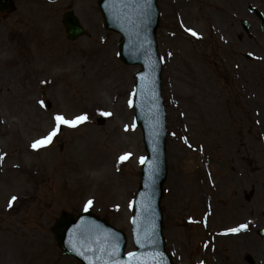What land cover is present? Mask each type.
I'll return each instance as SVG.
<instances>
[{"label":"rangeland","instance_id":"obj_1","mask_svg":"<svg viewBox=\"0 0 264 264\" xmlns=\"http://www.w3.org/2000/svg\"><path fill=\"white\" fill-rule=\"evenodd\" d=\"M96 1L14 0L0 15V264H79L50 227L62 212L85 211L89 200L87 210L130 239L145 154L129 106L138 68L118 61L120 37L103 30ZM157 3L166 251L173 264H248L246 255L264 264V240L255 234L264 228V34L247 10L264 15V0ZM67 7L87 31L73 42L61 26ZM57 114L88 119L33 149ZM241 224L248 225L241 233L227 231Z\"/></svg>","mask_w":264,"mask_h":264},{"label":"water","instance_id":"obj_2","mask_svg":"<svg viewBox=\"0 0 264 264\" xmlns=\"http://www.w3.org/2000/svg\"><path fill=\"white\" fill-rule=\"evenodd\" d=\"M97 6L103 18L105 30L119 34L118 58L124 65H140L135 72L134 90L135 121L141 127L144 149L147 156L141 168L138 191L133 200L132 243L136 248L140 264H171L164 251L161 237L162 186L165 180L164 158V111L160 99V70L157 58L155 30L158 10L155 0H98ZM11 8L10 0H0V13ZM261 21L264 19L250 8ZM62 24L67 38L74 40L84 34L79 21L71 12L63 15ZM246 30V24H242ZM135 220V224H133ZM55 241L66 254L72 255L81 264H127L128 255L123 256L125 236L108 223L97 219L89 212L74 218L63 213L52 227ZM154 234L156 243L149 244L145 236ZM259 234L264 237V231ZM144 243L141 247L137 243ZM115 250V251H114Z\"/></svg>","mask_w":264,"mask_h":264},{"label":"snow or ice","instance_id":"obj_3","mask_svg":"<svg viewBox=\"0 0 264 264\" xmlns=\"http://www.w3.org/2000/svg\"><path fill=\"white\" fill-rule=\"evenodd\" d=\"M187 31H189L194 36L198 35L192 29H187ZM40 103L43 106L44 102L40 101ZM132 104H133V102L130 100L129 101V106H132ZM103 115L108 116V115H110V113L105 112V113H103ZM87 119H88V117L86 115H79V116L74 117L73 119H66L63 115L57 114V115L54 116L55 126L53 127L52 131L49 132L46 137L34 141L32 143V145H31V147L33 149H38V148H40L42 146H45V145L51 143L53 137H55L57 135V133L61 130L62 126L66 125V126H69V127H75V126H77L78 124L84 122ZM0 158H2V157H0ZM127 158H128V154H125L124 156H121L119 159L121 161H123V160H126ZM143 162H144V158H141V163H143ZM16 199L17 198L15 196H13L11 198V200L9 201V207L12 206V201H14ZM92 203H93L92 200L87 201V203L85 204V210H87L92 205ZM133 224H135V220H133ZM247 226H248L247 224H241L238 227L228 229L227 231L231 232V233H237V232L241 231L242 229H246ZM145 241L147 243H149V244H153L154 245L156 243L154 234L146 235L145 236ZM137 243L140 244L141 247L144 246V243L141 242L140 240H137ZM127 255L130 258L127 261V264H140V262L136 258L137 257L136 253L129 252ZM110 264H118V262L115 261V260H112V261H110Z\"/></svg>","mask_w":264,"mask_h":264},{"label":"bare ground","instance_id":"obj_4","mask_svg":"<svg viewBox=\"0 0 264 264\" xmlns=\"http://www.w3.org/2000/svg\"><path fill=\"white\" fill-rule=\"evenodd\" d=\"M237 207L239 208V210H241V208L242 207H239L238 205H237ZM203 208L205 209V211H206V218H208L209 216H210V213H211V211L208 209V205L207 204H204L203 205ZM219 234L221 235L222 233L221 232H219ZM14 251V250H13ZM13 251H11V252H13ZM10 253V252H9ZM14 254H16V252L14 251ZM17 255V254H16ZM13 255L10 253V257L13 259V260H16V261H18V260H20L19 259V257H15V258H13L12 257ZM18 256V255H17Z\"/></svg>","mask_w":264,"mask_h":264}]
</instances>
